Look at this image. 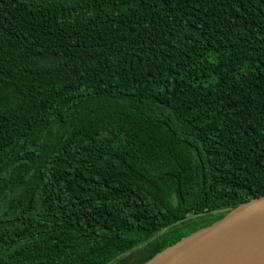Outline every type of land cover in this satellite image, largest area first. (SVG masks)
<instances>
[{"label": "trees", "instance_id": "1", "mask_svg": "<svg viewBox=\"0 0 264 264\" xmlns=\"http://www.w3.org/2000/svg\"><path fill=\"white\" fill-rule=\"evenodd\" d=\"M264 195V0H0V264H143Z\"/></svg>", "mask_w": 264, "mask_h": 264}, {"label": "water", "instance_id": "2", "mask_svg": "<svg viewBox=\"0 0 264 264\" xmlns=\"http://www.w3.org/2000/svg\"><path fill=\"white\" fill-rule=\"evenodd\" d=\"M143 264H264V195L183 236Z\"/></svg>", "mask_w": 264, "mask_h": 264}]
</instances>
